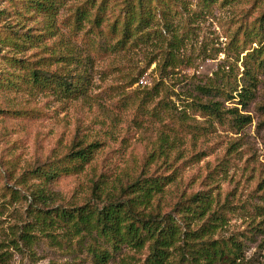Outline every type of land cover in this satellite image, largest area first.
I'll use <instances>...</instances> for the list:
<instances>
[{"label":"rangeland","instance_id":"rangeland-1","mask_svg":"<svg viewBox=\"0 0 264 264\" xmlns=\"http://www.w3.org/2000/svg\"><path fill=\"white\" fill-rule=\"evenodd\" d=\"M263 56L264 0H0V264H96L95 249L106 264H264ZM40 167L67 173L43 183ZM150 178L167 181L142 210L175 232L162 254L154 238L114 252L54 216Z\"/></svg>","mask_w":264,"mask_h":264},{"label":"trees","instance_id":"trees-1","mask_svg":"<svg viewBox=\"0 0 264 264\" xmlns=\"http://www.w3.org/2000/svg\"><path fill=\"white\" fill-rule=\"evenodd\" d=\"M205 2L210 0H204ZM35 6H38L40 3L37 1L32 2ZM42 4V3H41ZM134 22V18L130 17L128 21L124 24L122 34L124 39L130 38V25ZM146 22L140 20L136 27L142 28ZM262 28V27H260ZM27 37L33 38V35L27 34ZM38 39L39 37H34ZM14 39V46L19 48L20 45ZM31 40V39H30ZM33 43L32 41L29 42ZM257 69L264 68V56L257 62ZM52 78V77H51ZM55 82L61 81L62 78L54 77ZM31 83L38 86H45V81L48 80L44 78L37 70L33 71L30 74ZM59 86L62 88V91L67 94H72L75 92V87L69 85L66 82H59ZM243 92L238 93V96L243 99L245 104L252 97V93L249 88L242 89ZM204 110L209 113L219 112L217 108V103H212L209 105H201ZM264 110V107L263 109ZM237 122H242L243 124L248 122V117H240L236 119ZM264 125V121H263ZM98 148L97 143H90L85 146L79 147L76 151L71 152L66 156L68 163L72 164L70 170H78L82 164H87L91 161L93 154ZM80 166V167H79ZM79 167V168H78ZM67 173V169L60 170L59 167L47 168L42 167L36 168L33 171V175L41 179L43 183H50L56 180L61 173ZM167 184V181L162 178H150V179H140L136 180L132 185L127 187H118L120 194L127 196L125 201L121 199H115V195L111 191H105V188H101L100 194H105L106 198L110 199V202L102 207L101 209H87V207H81L76 209V215L69 217L67 220L60 215V213H55L54 216L57 218H63L64 222H71V226L76 233L85 232L91 233L96 232L97 235L105 237V239L111 243L110 247L115 252L123 246H130L133 244L135 246H140L142 242L147 239L154 238L155 252L162 254L164 247H169L172 240L174 239V230L165 232L164 229H160L158 225L155 224V219L150 216L144 217L142 215V210L146 209L150 204L152 199L159 193L163 191ZM98 188L95 186V189ZM100 188V187H99ZM115 189V187L113 188ZM39 194L44 193V189H37ZM132 194V197H130ZM44 196V195H40ZM196 201L200 199L195 197ZM204 202V199L201 203ZM202 208H205V204L201 205ZM50 212V211H49ZM54 218V217H52ZM211 245L214 243H210ZM213 258H221V255L218 256L215 252L212 254ZM112 256L106 250H97L93 252L92 259L96 264H106Z\"/></svg>","mask_w":264,"mask_h":264}]
</instances>
